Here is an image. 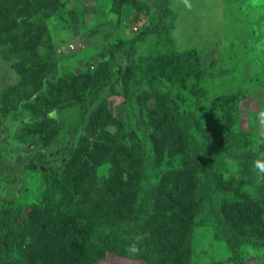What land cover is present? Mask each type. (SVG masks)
<instances>
[{
	"label": "rangeland",
	"instance_id": "1",
	"mask_svg": "<svg viewBox=\"0 0 264 264\" xmlns=\"http://www.w3.org/2000/svg\"><path fill=\"white\" fill-rule=\"evenodd\" d=\"M171 6L174 18L169 33L176 46L161 43L163 37L148 36L136 45V62L140 63L142 58L160 62L171 50L198 51L202 78L172 77L167 81V90L182 115L194 114L196 127L200 128L196 129V137L210 148L215 167L224 179L243 181V190L249 191L261 205L264 199V19L261 20L264 0H171ZM157 13L156 0H0V199L16 196V189L24 180L30 189L29 200L45 202L50 198L54 185H48L44 192L46 183L39 178L27 181L21 172L15 176L20 161L27 160L42 163L44 170L55 172L56 177L71 174L77 179L76 184L70 185L73 190L69 192V200L79 216H86L89 206L92 214L115 219L114 210H109L117 207L112 198L102 197L104 200L91 205L92 194L79 184V178L95 169V184L114 190L118 178L111 179L112 165L102 163L101 156L109 153L105 133H114L117 126L113 121H117L130 135L128 146L133 148L139 141L149 158L142 170L146 190L139 197H148L149 215L154 222L155 218L165 217L160 231L171 232L172 216L166 210L169 198L179 196V173L195 167L188 168L185 164L186 151L175 143L170 127L158 118L155 101L148 95L144 82L127 94L119 78L115 93L107 94L104 100L105 122L96 126L94 135L87 136L84 128L70 143L69 148L78 160L61 165V157L56 156L58 148L53 147L55 131L64 123L75 121L68 98L79 93L83 86L71 85L70 81L63 86L58 79L74 77L89 83L85 80L87 76L95 79L98 74L97 66L90 65V60L104 47L131 39L143 25L155 21ZM68 43L81 44L82 49L70 50ZM48 54L51 59L41 68L48 61ZM118 57L125 74L127 62ZM51 111H54L53 119ZM61 150L65 151V146L58 149ZM140 157L132 150L120 161L124 179L134 175ZM85 159L88 166L83 163ZM130 183L135 185L136 179ZM95 184L88 183L93 193ZM203 186L202 183L197 187L202 190L195 188L192 194L198 205L191 217L194 231L188 234L192 246L190 264H264V248L252 245L237 248L229 240L219 238L209 204L201 198ZM218 198L222 199L221 193ZM26 211L27 205H21L18 214L4 209L7 217L18 222L24 219ZM258 218L264 222V212ZM92 223L90 227L101 236L110 231L101 220L94 218ZM32 236L24 264H50L54 251L51 230L35 228ZM172 243H179L177 253L185 257L182 263L186 260L183 238H175L173 232ZM155 255L153 251L152 258ZM100 261L155 264L109 250Z\"/></svg>",
	"mask_w": 264,
	"mask_h": 264
},
{
	"label": "trees",
	"instance_id": "2",
	"mask_svg": "<svg viewBox=\"0 0 264 264\" xmlns=\"http://www.w3.org/2000/svg\"><path fill=\"white\" fill-rule=\"evenodd\" d=\"M156 1L158 13L155 21L145 27L143 25V28L131 39L104 47L90 60V65L97 66L98 74L95 79L87 76L85 80L89 83H83L74 77L58 79L63 82V86L68 81L71 85L79 83L83 86L79 93L72 94L68 98V104L76 115L75 121L71 124L64 123L55 131L53 147L61 149L65 146V151L56 149V156L61 157H58L61 165L68 163L69 160L70 162L78 160L79 157L69 145L84 128L87 136L94 135L96 126L105 122L104 100L107 94L115 93L114 88L119 78L127 94L134 92L144 82L149 90L148 95L155 101L158 118L170 127L175 143L186 151L185 164L188 168L195 167L194 170H188L189 172L184 170L179 173L177 181L179 196L169 198L166 210L172 216L171 232L160 231L165 223V217L159 220L155 218L154 222V218L149 215L148 197H139V193L146 190L143 186L142 170L144 162L149 161L142 143L137 141L134 147L130 148L127 144L130 135L121 124L113 121L117 129L114 133H105L110 149L107 155L101 156V162H110L112 165L111 179L118 178L114 190L95 184V169L82 174L79 184L88 188V193L92 194L91 205L104 200L100 199L102 197L106 199L111 197L117 207L108 208L114 210L115 219L97 213L92 214L89 206L87 215L79 216L69 200V192L73 190V187L70 189V185L76 184V178L71 174L63 178L56 177L55 172L44 170L42 163L35 164L21 160L20 170L15 176L21 172L22 177L27 181L40 179L46 183L44 192L48 185H54L55 189H51L47 201L40 199L38 202H33L29 200L30 189L24 180L16 189V196L0 199V264H24L35 228H46L53 234L50 239L53 241L54 251L50 256V264H102L100 260L108 250L144 262L154 261L155 264H172V261L175 264H187V260L190 264L192 246L188 234L194 231L195 223L191 217L198 205L192 194L195 190L201 189L197 187L202 183L205 191L203 195L201 193V198L209 204L219 238L229 240L237 248L244 245L264 248V222L258 218L259 214L264 212V199L260 205L249 191L247 193L243 190L245 187L243 181L235 182V178L224 179L223 173L215 167L216 160L210 148L201 144L196 137V129L200 130V128L196 127L198 123L194 114L182 115L174 97L167 90V81L172 77L194 76L196 80L202 78L200 70L203 68L198 51L171 50L168 56L161 58L160 62H150L144 58L140 63L136 62V45L144 42L148 36L163 37L161 43L176 46L169 33L174 18V12L170 8L171 1ZM118 56L127 62L125 74L122 73V62ZM50 59L49 55L48 61L43 63L41 68H45ZM100 71L104 73L100 75ZM52 112L54 111L50 112L51 119H53ZM132 150L138 152L141 157L136 164L134 175L124 179L121 175L120 161ZM83 163L85 166L89 165L87 159ZM135 179V185L130 183ZM88 183L95 184V193L88 187ZM220 193L222 199L218 198ZM120 201L126 203L119 204ZM21 205H27L26 215L21 222L7 217L4 213L6 209L18 214ZM232 209H235L236 213L232 214ZM235 214L237 216H234ZM94 218L103 221L110 231L104 236L97 234L94 228L90 227L93 226ZM173 232L174 237L183 238V243L186 245L184 249L186 260L182 263L181 259L185 257L177 253L180 250L179 243H172ZM153 251L156 252L154 258H152Z\"/></svg>",
	"mask_w": 264,
	"mask_h": 264
},
{
	"label": "built area",
	"instance_id": "3",
	"mask_svg": "<svg viewBox=\"0 0 264 264\" xmlns=\"http://www.w3.org/2000/svg\"><path fill=\"white\" fill-rule=\"evenodd\" d=\"M67 47L70 50H81L82 49V45L78 44V43H76V44H71L70 43V44L67 45Z\"/></svg>",
	"mask_w": 264,
	"mask_h": 264
},
{
	"label": "crops",
	"instance_id": "4",
	"mask_svg": "<svg viewBox=\"0 0 264 264\" xmlns=\"http://www.w3.org/2000/svg\"><path fill=\"white\" fill-rule=\"evenodd\" d=\"M171 1V0H170ZM171 9H172V11H173V6H171ZM175 11V15L177 16L176 18H179V16H178V14L176 13V10H174ZM264 19V14H262L261 15V20H263ZM70 44V43H69Z\"/></svg>",
	"mask_w": 264,
	"mask_h": 264
}]
</instances>
